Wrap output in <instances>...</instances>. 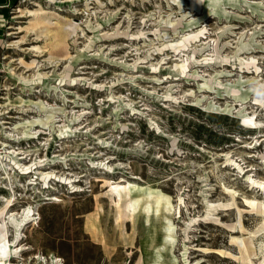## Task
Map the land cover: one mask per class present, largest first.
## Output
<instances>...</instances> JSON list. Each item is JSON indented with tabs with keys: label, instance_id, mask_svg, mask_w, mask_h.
<instances>
[{
	"label": "rangeland",
	"instance_id": "obj_1",
	"mask_svg": "<svg viewBox=\"0 0 264 264\" xmlns=\"http://www.w3.org/2000/svg\"><path fill=\"white\" fill-rule=\"evenodd\" d=\"M210 2L192 10L183 4L188 21L175 33L167 22L181 14L174 0L11 4L0 29V213L6 219L29 206L35 216H20L28 221L17 238L8 226L9 239L25 247L11 262L43 264L34 256L52 253L58 264H151L166 242L160 248L164 264H238L225 254L237 252L230 236L239 234L231 231L236 211L225 187L237 191L244 226L255 227L259 215L242 195L264 196L246 180L250 173L264 177L258 157L264 150V105L246 99L247 111L262 122L250 127L233 109L207 103L237 107L226 85L255 71L264 77V0L231 12ZM38 4L48 11L32 20L16 10ZM204 25L201 36L174 48L182 34ZM239 40L248 48L237 51ZM187 55L186 73L177 72L174 63ZM19 59L36 62L27 67ZM16 75L32 81L25 85ZM203 82L209 87H199ZM258 84L248 83L251 97H264ZM17 96L40 100L45 109L17 103ZM45 171L53 175L42 178ZM127 180L170 196L173 242L164 239V210L149 222L142 208L132 218L121 214L114 220L108 182Z\"/></svg>",
	"mask_w": 264,
	"mask_h": 264
},
{
	"label": "bare ground",
	"instance_id": "obj_2",
	"mask_svg": "<svg viewBox=\"0 0 264 264\" xmlns=\"http://www.w3.org/2000/svg\"><path fill=\"white\" fill-rule=\"evenodd\" d=\"M174 1L177 3V6H178L179 10L181 11V14L177 17V19H174L173 21H171L170 19H167V22L171 24V31H173V33L178 31L177 27H181L182 24H184V22L188 21V20L185 21V16H187V14L190 12V10H192L194 8L195 9L200 8L202 3L205 0H187L186 2L183 0H174ZM207 1H211L212 3H217L219 5V7L222 9V11H224V12H231V10H232L231 8H234V6L235 7H241L243 4H245L247 6V8H256L257 2L261 3V4L263 3V0H207ZM211 2H210V4H211ZM183 4H186L187 5L186 7H189L190 10L185 11L184 8L182 7ZM229 6H230V8H227ZM208 7H210L211 10H214V6H210L208 4ZM16 10H19L20 12H28V15H30V17H29L30 20L35 19L38 17V15L48 11L46 8H44L40 4H38L37 6H35L33 8H27V7L21 8L20 7ZM249 10H251V9H249ZM192 19H194V17L190 18V20H192ZM205 25L199 27L198 29H196L192 32L182 34L181 38L177 39L175 41V43H173L174 48L176 49L180 45H185L186 41H188V40L190 41L189 38L194 39V38L201 36L204 33V29L206 28ZM70 27L73 28V30H74L77 28V24H75V25L71 24V25H69V28ZM227 27H228V25H227ZM35 28L30 27L29 29L31 31H33L37 37V36H39V34L36 32ZM257 28H255V29H257ZM116 29H118V27ZM26 31H27V29H26ZM116 31H113V33H117ZM22 37L23 36H21L17 40H20ZM94 37L97 38V37H100V35L96 34V35H94ZM252 37H251V39H252ZM132 38H133V36H132ZM237 44H238L237 51L240 50L241 48H248L246 41L239 40V43L237 42ZM31 47L35 50L36 49L39 50V48H40V46H38L37 44H32ZM193 51H195V47H193ZM188 57L189 56L187 55L184 58H180L178 60L179 62L174 63V67H175V70L177 72H181L183 74L186 73L185 70L187 67V61L189 59ZM238 58L242 59V56H238ZM224 59H226V57ZM250 59L252 61H255L254 55H251ZM19 61L27 67L33 66L32 64H35V62H36L35 59L31 60L30 63H28V64L24 63L22 61V59H19ZM253 64L255 65V69L258 68L255 63H253ZM9 72H12L11 68H9ZM13 74H14V72H13ZM33 76H36V78L39 79L42 76V73H41V71H39V69H36V71L33 73ZM16 77L20 78V81L25 85L30 84L32 81L31 78H25L24 76L16 75ZM216 79H218V78H216ZM256 79L259 82L261 89H264V77L262 76L261 73H258L257 71L254 72V75L251 78H243V75H239L232 84H230V82H229L228 83L229 85H226L228 93L230 94V97L234 101L238 102L239 105L237 107L235 106V104H236L235 102L234 103L233 102H231V103L225 102L224 106L221 107L220 104L216 103V101H213L211 99L208 100L207 106L212 107V108H219V109H222V110H225L228 112L232 111V109H233L237 113V115H238L237 117L241 118L242 122L247 124L250 127H253V126H256V125L262 123L260 119H257L255 114H251L249 111H247L246 106H245V103L247 101L246 99H252L254 101V103H259V104L264 105V97L263 96H255V95H254V97L250 96L253 88L251 87L252 85L249 86L248 83L252 82ZM199 87L208 88L209 86H208L207 82H203L199 85ZM198 98H196L197 102L199 100ZM14 101L17 103L27 102L29 104L35 105L37 108H40V109H43L45 107L43 102L40 100L32 101L28 98L25 99V98H22L20 96H17L14 99ZM52 116H53V114H52ZM35 120L40 122V119L39 120L35 119ZM26 128H28V127H26ZM30 137H32V136H30ZM3 154H5V153H3ZM258 157L261 159V161L264 164V150L259 153ZM38 161L40 163V160H38ZM40 164H38V165H40ZM30 167L31 166H20V169L28 170ZM249 169H252V167H249ZM46 172H48V171H45L44 174L42 172V174H41L42 178L43 177L48 178V177H51V175H53L52 172H48V173H46ZM254 175H255L254 173L246 174V180L249 182V186H251V187L252 186H259L260 188H262L264 190V177H256ZM62 179L65 182H70L69 178L62 177ZM108 186H109V188L107 190V194L111 200V203H113V205L115 207L114 220H117L118 218H120L121 214H123L124 216H127V218H132V216L139 209L142 208V210L145 213V221L149 222V220L153 214L158 215L161 210H164L166 213L164 215H159V217H161L163 219L162 222H164L163 223V227L165 230L164 239H165V241H168L169 243L173 242V240H174V235H173L174 224L169 217V213H170V209L172 207V204H171L170 196L168 194L164 193L163 191H161L158 188H153L150 186H144V185L137 184L136 182H133L130 180H127L124 182L109 181ZM225 189L228 193V199H229L228 205L230 207H234L235 211H236V217H235L236 219L234 220L235 223L231 225V231H238L239 232L238 235L237 234H231V236H230V241L236 245L237 252L232 253V252L226 250L225 254L227 256L234 257V259H236L238 261V264H264V241H263V237H264V196L262 198L258 199L254 196L251 198H248V197H246V195H244V196L242 195L244 204L246 206H248L249 209L252 210L255 214L259 215V218H260L259 222L255 225V227L248 229L242 223V211L236 203L237 191L233 188H226L225 187ZM6 206H7V204H6ZM99 208H101L100 205H99ZM32 211H34V209L28 206L26 209H23V211H22L23 213H21L17 216H16V212L9 213L6 216V219H5V216L3 215V213H0V264H15V263L11 262L10 257H13L15 254L18 253L19 250H21L22 248H25V247H21V245H15L14 239L17 238V236L19 234L18 229L20 228L21 225H23L26 221H28V219L33 220V221L35 220L34 212L32 213ZM20 216H22V217L25 216V218L26 217H29V218L26 221H22L23 219ZM19 218H21V219H19ZM9 225H12L14 228V235H15L14 239H11V238L9 239V237H8V226ZM258 236H261L260 240L257 239ZM164 243H166V242H164ZM164 243H162V245H160V247L155 252L154 260L152 261L151 264H164L161 262L162 253L160 250V248H162L164 246ZM34 258L43 264H46L47 259L50 260L49 264H58L57 261H59V259L56 258L52 253L50 255H48L47 257H45L44 255L37 254L34 256ZM174 262H175V260H174Z\"/></svg>",
	"mask_w": 264,
	"mask_h": 264
},
{
	"label": "crops",
	"instance_id": "obj_3",
	"mask_svg": "<svg viewBox=\"0 0 264 264\" xmlns=\"http://www.w3.org/2000/svg\"><path fill=\"white\" fill-rule=\"evenodd\" d=\"M14 2L15 0H0V29L4 26L5 21L7 20L10 13L9 7Z\"/></svg>",
	"mask_w": 264,
	"mask_h": 264
}]
</instances>
